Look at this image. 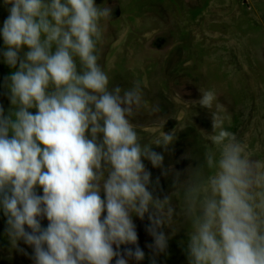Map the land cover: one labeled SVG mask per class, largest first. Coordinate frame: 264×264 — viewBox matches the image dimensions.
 <instances>
[{
    "label": "clouds",
    "instance_id": "obj_1",
    "mask_svg": "<svg viewBox=\"0 0 264 264\" xmlns=\"http://www.w3.org/2000/svg\"><path fill=\"white\" fill-rule=\"evenodd\" d=\"M4 5L0 54L12 72L4 80L11 109L0 106V211L13 249L27 255L23 241L34 264L140 262L133 217L147 216L148 247L164 253L163 229L181 214L188 264H264V159L226 129L231 116L214 90L185 102L212 110L211 132L201 131L213 147L202 164L174 173L171 194L156 195L145 161L164 169L154 148L168 151L177 137L163 127L144 142L133 122L148 106L141 82L112 84L98 62L113 8L96 0Z\"/></svg>",
    "mask_w": 264,
    "mask_h": 264
},
{
    "label": "rangeland",
    "instance_id": "obj_2",
    "mask_svg": "<svg viewBox=\"0 0 264 264\" xmlns=\"http://www.w3.org/2000/svg\"><path fill=\"white\" fill-rule=\"evenodd\" d=\"M96 3L113 8V18L102 23L104 37L98 44V62L112 84L127 89L140 81L148 102L133 121L139 125L141 138L150 142L163 127L165 132L175 129L177 139L170 150L154 148L164 155V169L153 168L145 161L156 195L171 194L174 173L202 164L206 148L213 147L201 131L211 132L212 110L185 103L199 100V89L215 91L217 101L231 116L226 129L248 146L254 158L264 159V0ZM7 16L4 0H0V29ZM3 50L0 37V53ZM11 72L0 54V106L5 114L11 104L4 80ZM157 103L161 112L153 114L150 107ZM32 111L35 113V109ZM163 170L168 175H163ZM37 191L42 195V189ZM173 204L179 213V195L173 194ZM133 220L145 258L140 262L131 259L129 264H188L189 224L181 214L163 229L169 238L164 253H154L148 247L154 241L146 231L147 216L144 220L134 216ZM47 223L44 219L42 226ZM5 229L6 218L0 211V264H34L32 249L23 241L19 247L27 255L13 249Z\"/></svg>",
    "mask_w": 264,
    "mask_h": 264
}]
</instances>
